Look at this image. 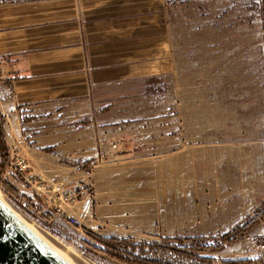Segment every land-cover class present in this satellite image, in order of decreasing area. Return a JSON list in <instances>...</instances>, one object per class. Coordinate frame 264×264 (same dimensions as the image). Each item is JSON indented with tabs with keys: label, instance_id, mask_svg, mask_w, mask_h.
Returning <instances> with one entry per match:
<instances>
[{
	"label": "crops",
	"instance_id": "1",
	"mask_svg": "<svg viewBox=\"0 0 264 264\" xmlns=\"http://www.w3.org/2000/svg\"><path fill=\"white\" fill-rule=\"evenodd\" d=\"M171 25L168 0H0L6 141L12 146L11 134L33 173L45 178L48 166L80 172L91 160L87 178L80 180L92 184V196L52 211L55 219L73 218L84 240L94 232L149 241L199 227L193 192L203 183L201 167L208 166L209 177L216 164L199 152L180 153L182 122L164 113L158 122L136 121L115 105L94 110L105 95L115 100V87L163 79L177 70ZM31 131L29 144L23 136ZM138 133L149 135L138 138L144 143L138 150L151 153H134V143L117 151ZM168 139L174 141L171 149ZM59 176L52 174L48 182H68L55 180Z\"/></svg>",
	"mask_w": 264,
	"mask_h": 264
},
{
	"label": "rangeland",
	"instance_id": "2",
	"mask_svg": "<svg viewBox=\"0 0 264 264\" xmlns=\"http://www.w3.org/2000/svg\"><path fill=\"white\" fill-rule=\"evenodd\" d=\"M168 2L177 70L163 79L115 87V100L105 95L102 102L94 103V110L105 111L115 105V110L128 111L136 121L146 117L142 121L148 123L158 122L160 113L177 118L183 127L177 144L182 148L180 153L187 156L192 151L199 152L205 160H214L216 168L207 177L208 166L201 167L203 183L193 192L198 229L188 231V235H166L149 241L125 237L121 238L124 242L120 248H134L136 253L170 264H229V260L264 264V0ZM35 133L24 134V140L32 143ZM172 134L168 131L169 137ZM144 136L149 135L138 133L133 136L136 140L122 144L117 151H125L134 143V153H151L138 150L139 145L144 146L138 138ZM8 141L12 145L9 163L17 154L28 165L22 172L2 178L22 198L15 200L0 184L7 205L32 222L46 239L68 248L75 264H127L97 248L109 236L89 232L96 237L90 234L91 238L84 240L66 215L55 219L52 201L45 207L46 193L31 186L35 175L48 179H38L47 184L54 180H50L54 173L60 175L55 180H68L67 184L77 176L76 182L90 188V197L92 184L80 179L87 178L91 160L80 165V172L64 165L56 172L54 166H48L46 179L42 173H33L30 159L21 151V144L11 142V134ZM153 143L149 146L153 147ZM168 143L171 149L173 139ZM68 170L71 177L67 176ZM30 197L44 206L32 201L29 207ZM236 226L243 229L236 234L238 237L223 238Z\"/></svg>",
	"mask_w": 264,
	"mask_h": 264
},
{
	"label": "water",
	"instance_id": "3",
	"mask_svg": "<svg viewBox=\"0 0 264 264\" xmlns=\"http://www.w3.org/2000/svg\"><path fill=\"white\" fill-rule=\"evenodd\" d=\"M0 264H71L0 200Z\"/></svg>",
	"mask_w": 264,
	"mask_h": 264
},
{
	"label": "trees",
	"instance_id": "4",
	"mask_svg": "<svg viewBox=\"0 0 264 264\" xmlns=\"http://www.w3.org/2000/svg\"><path fill=\"white\" fill-rule=\"evenodd\" d=\"M5 116L0 112V184L5 189V192L10 196L14 197L15 200L21 201V195L18 190L8 182H4L2 180V173L9 163L10 160V147L6 141V131L4 128ZM28 205L31 207L33 205L32 200L28 198ZM241 226H236L231 232L227 234H223V238L230 239V235L232 238L238 237L236 234L240 232ZM93 238L96 236L91 234ZM124 242V239L109 236L103 238L102 246H98V249H101L107 253H109L115 259L127 263V264H170L167 261H163L159 258H153L150 256H146L144 254H139L134 252V248L132 250H126L125 248H120V243ZM145 246V245H144ZM140 247V246H139ZM241 260H229L227 263L229 264H239Z\"/></svg>",
	"mask_w": 264,
	"mask_h": 264
},
{
	"label": "built area",
	"instance_id": "5",
	"mask_svg": "<svg viewBox=\"0 0 264 264\" xmlns=\"http://www.w3.org/2000/svg\"><path fill=\"white\" fill-rule=\"evenodd\" d=\"M27 165L28 163L26 162L24 157L18 156L16 154L14 160L10 161V163H8V166L4 169L2 178L5 179L6 176H11L12 173L16 174L22 172L27 167ZM37 177L38 178H34V184H36V188L38 190H41L42 192H45V195H47L45 200V207H49V203H51L49 201H52V206H54L53 208L61 209V204L74 203L80 198L86 197L90 194V188L86 184L81 182L67 184L66 182L58 181L47 184L44 181L38 180L42 179L41 177ZM39 204L40 206H44L41 203ZM70 221L71 223H73L75 220L73 218H70Z\"/></svg>",
	"mask_w": 264,
	"mask_h": 264
},
{
	"label": "bare ground",
	"instance_id": "6",
	"mask_svg": "<svg viewBox=\"0 0 264 264\" xmlns=\"http://www.w3.org/2000/svg\"><path fill=\"white\" fill-rule=\"evenodd\" d=\"M0 200L30 229L32 230L37 236H39L48 246H50L57 254H59L62 258L70 262L71 264H75L72 260L70 250L68 248H60L57 246L53 241H49L45 238V236L41 235L35 227V225L32 222H29L25 220L22 216H20L17 212H15L2 198L1 192H0ZM55 239V238H54ZM56 240V239H55Z\"/></svg>",
	"mask_w": 264,
	"mask_h": 264
}]
</instances>
